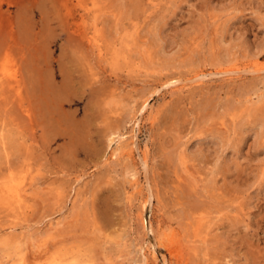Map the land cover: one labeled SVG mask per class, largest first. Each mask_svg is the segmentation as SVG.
Returning a JSON list of instances; mask_svg holds the SVG:
<instances>
[{
	"label": "rangeland",
	"instance_id": "rangeland-1",
	"mask_svg": "<svg viewBox=\"0 0 264 264\" xmlns=\"http://www.w3.org/2000/svg\"><path fill=\"white\" fill-rule=\"evenodd\" d=\"M0 264H264V0H0Z\"/></svg>",
	"mask_w": 264,
	"mask_h": 264
},
{
	"label": "bare ground",
	"instance_id": "bare-ground-1",
	"mask_svg": "<svg viewBox=\"0 0 264 264\" xmlns=\"http://www.w3.org/2000/svg\"><path fill=\"white\" fill-rule=\"evenodd\" d=\"M262 68H263V67H262ZM246 69H247V68H246ZM254 69H255V68H254ZM251 70H252V69H251ZM255 70L258 71L259 69H255ZM255 70H254V71H255ZM260 70H261V69H260ZM228 71H233V70H232V69H231V70L228 69L226 72H228ZM252 71H253V70H252ZM196 77H197V76H196ZM196 77H195V78H196ZM146 101H147V100H145V101L143 102V104L141 105V108H140V111H141V112H142V109L147 105V104H146ZM140 111H139V112H140ZM134 118H135V117H134ZM134 121H135V119H134ZM136 125H137V122L133 124V128H132V129H135V128H136ZM112 142H113V141H112ZM116 142H117V141H116ZM117 144H120V143H117ZM119 146H120V145H119ZM119 146H118V147H119ZM122 147H123V146H122ZM117 149H118V148L115 146V150L112 151V153H111V152H110V153L113 155L114 153H116V150H117ZM120 149H122V148H120ZM120 149H119V150H120ZM120 152H121V151H120ZM117 154H118V153H117ZM114 155H115V154H114ZM109 156H110V155H109ZM145 203H147V200L144 202V204H145ZM143 206H144V205H143ZM143 206H142V207H143ZM150 229H151V228H150ZM151 230H152V229H151ZM149 231H150V230H149ZM163 231H164V230H163ZM168 236H169V235H168L166 232H161V234H160V236L158 237V240H157V244H159V245H156V246H162V248H163V246L165 247L166 244L168 243V242H167V241H168ZM155 238H156V237H155ZM156 239H157V238H156ZM169 240H170V239H169ZM152 256H153V255H152ZM155 256H156V255H155ZM160 256H161V255H160ZM147 257H148V256H147ZM144 258H145V256H144ZM145 259H146V258H145ZM161 259L164 261V257H161ZM163 261H162V262H163ZM143 263H144V261H143ZM145 263H146V262H145Z\"/></svg>",
	"mask_w": 264,
	"mask_h": 264
}]
</instances>
